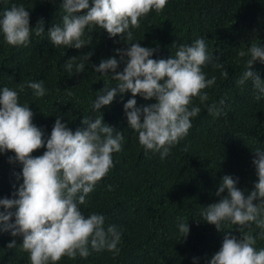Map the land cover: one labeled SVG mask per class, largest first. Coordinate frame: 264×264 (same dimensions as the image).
Here are the masks:
<instances>
[{
  "label": "trees",
  "instance_id": "trees-1",
  "mask_svg": "<svg viewBox=\"0 0 264 264\" xmlns=\"http://www.w3.org/2000/svg\"><path fill=\"white\" fill-rule=\"evenodd\" d=\"M13 4H22L29 10L33 28L43 18L45 32L37 37L33 30L27 47L11 46L0 34V89L18 91L20 103L30 106L33 123L46 137L57 116H64L73 131L86 127L83 116H104L105 122L124 136L122 151L113 153L114 167L96 185L87 204L80 206L85 216L103 214L105 227H117L121 232L119 254L90 248L87 258L65 256L57 264H208L221 248L226 233L202 220L198 224L199 213L221 199L215 193L225 174L239 178L237 187L245 195L254 190L258 181L253 158L254 150H264V96L257 101L251 81L238 85L237 80L248 58L239 57V50L246 51L253 42L264 46V0H168L162 12L153 10L141 18L139 28L132 29L133 43L158 48L153 59L171 58L179 45L203 38L208 53L218 57L215 62L223 64V68L203 66L208 79L217 78L213 86L204 90L209 100L205 104L193 100V106H199L201 111L192 118L188 136L173 146L164 159L159 153H146L138 134L129 127L124 104L133 98L130 91L118 93L111 105L101 110L92 107L105 81L109 87L117 83L109 75L95 72L92 65L98 66L116 55L115 49L128 46L120 36L110 38L106 30L96 28L88 33L86 29L85 38L92 36L91 45L82 49L57 48L49 41L47 30L62 23L65 13L61 0H0V12ZM88 52L93 54L89 61H83L85 71L70 76L66 61L77 56L76 63H80ZM123 67L121 64L118 71ZM253 68L264 80V63L257 61ZM224 70L229 73L227 78L221 75ZM32 81H43L45 96L34 95L27 86ZM135 99L137 106L155 102L139 95ZM221 99L225 100L224 114L210 115L206 105L219 104ZM45 150L41 148L33 155H42ZM12 155L0 153V198H11L16 190L13 185L18 188L23 182L14 174L22 172V166L8 162ZM226 194L225 191L222 195ZM177 217L189 223L186 240L179 241ZM224 229L238 238L241 235L235 225L225 223ZM251 230L258 237L260 230L254 224ZM13 239L19 238L0 233V264H30L29 254L21 248L22 240L14 249L7 248ZM256 247L264 248V240L257 238Z\"/></svg>",
  "mask_w": 264,
  "mask_h": 264
},
{
  "label": "clouds",
  "instance_id": "clouds-1",
  "mask_svg": "<svg viewBox=\"0 0 264 264\" xmlns=\"http://www.w3.org/2000/svg\"><path fill=\"white\" fill-rule=\"evenodd\" d=\"M167 3L168 0H91V3L90 0H61L65 13L62 23L53 24L47 30L49 41L57 48L82 49L91 45L92 36L85 38L86 29L91 33L96 28L106 30L110 38L119 35L128 45L115 49L116 55L102 60L98 66L92 65L95 72L109 75L117 82L109 87L105 81L92 107L101 110L111 105L118 93L130 91L133 98L124 104L128 125L138 134L145 152L159 153L161 159L188 136L192 118L201 111L199 106H193V100L199 99L201 104L209 100L204 90L213 86L217 78L208 79L203 66L212 64L214 68H223L222 63L215 62L218 57L208 53L203 38L190 45L181 44L171 58L159 60L151 58L158 48L132 42V29L140 27L141 18L153 10L159 14ZM30 19L29 10L22 4H13L0 12V34L7 44L27 47L33 30L37 37L42 36L44 19L38 20L34 28ZM92 54L84 53L80 63H76L77 56L70 57L65 64L68 74L83 73V61H89ZM238 56L248 58L237 84L251 81L255 99L259 101L264 96V80L253 66L257 61L264 63V46L253 42L246 51L241 48ZM121 64L124 67L118 71ZM221 75L227 78L229 73L224 70ZM27 86L36 97L46 94L43 81H32ZM23 90L21 85L20 91ZM137 95L155 102L137 106ZM224 104V99L219 104H207V111L219 117L224 114ZM33 116L30 106L20 103L18 91L9 87L0 89V153H14L8 162L22 166V172L14 174L17 180L21 177L23 180L18 188L13 185L16 190L11 198H0V233L19 238L11 240L7 248L14 249L22 240L21 248L29 254L30 264H57L65 256L87 258L90 248L97 252L106 249L118 255L121 232L115 225L105 227L103 214L85 216L80 206L87 204L96 185L114 167L113 153L122 151L123 133L107 124L104 116L94 119L83 116L86 127L75 131L64 116H57L46 137L33 123ZM41 148H46L43 154L34 156ZM254 152L253 164L258 176L254 190L245 195L237 187L239 178L225 174L215 193L221 199L199 213L198 224L202 220L226 233L221 248L208 264H264V248L256 247L257 238L264 240V150ZM225 191L227 194L222 195ZM177 221L179 241L186 240L189 223L180 217ZM225 223L235 225L240 237L225 230ZM253 224L260 230L258 237L251 230Z\"/></svg>",
  "mask_w": 264,
  "mask_h": 264
}]
</instances>
